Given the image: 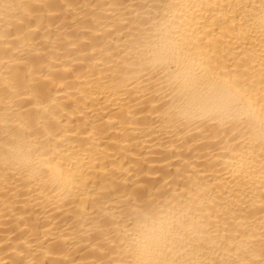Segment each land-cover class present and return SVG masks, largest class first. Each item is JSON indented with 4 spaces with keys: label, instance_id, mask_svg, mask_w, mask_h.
Returning <instances> with one entry per match:
<instances>
[{
    "label": "bare ground",
    "instance_id": "obj_1",
    "mask_svg": "<svg viewBox=\"0 0 264 264\" xmlns=\"http://www.w3.org/2000/svg\"><path fill=\"white\" fill-rule=\"evenodd\" d=\"M0 264H264V0H0Z\"/></svg>",
    "mask_w": 264,
    "mask_h": 264
}]
</instances>
